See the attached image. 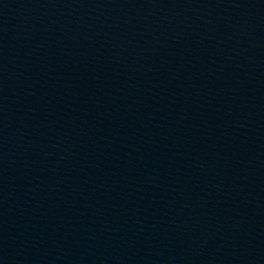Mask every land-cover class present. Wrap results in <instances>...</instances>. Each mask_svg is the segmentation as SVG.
Here are the masks:
<instances>
[{
    "label": "water",
    "instance_id": "water-1",
    "mask_svg": "<svg viewBox=\"0 0 264 264\" xmlns=\"http://www.w3.org/2000/svg\"><path fill=\"white\" fill-rule=\"evenodd\" d=\"M0 264H264V0H0Z\"/></svg>",
    "mask_w": 264,
    "mask_h": 264
}]
</instances>
